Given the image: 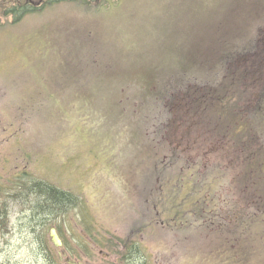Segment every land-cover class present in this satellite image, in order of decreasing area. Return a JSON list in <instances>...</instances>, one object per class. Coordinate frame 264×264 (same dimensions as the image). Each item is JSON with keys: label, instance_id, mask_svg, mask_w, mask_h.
<instances>
[{"label": "rangeland", "instance_id": "374dc122", "mask_svg": "<svg viewBox=\"0 0 264 264\" xmlns=\"http://www.w3.org/2000/svg\"><path fill=\"white\" fill-rule=\"evenodd\" d=\"M4 1L2 136L10 137L15 158L31 154L42 165L35 178L55 176L58 188H69L79 201L74 238L82 226L91 237L79 258L105 262L122 227L154 217L144 241L136 236L138 258L124 264H230L222 237L208 227L155 222L174 213L158 203L152 209L174 172L162 167L167 150L152 134L159 115L154 99L178 94L187 83L211 84L224 94L230 79L254 78L243 76V68L251 69L246 48L264 33V0H14L30 9L19 21L5 14L12 0ZM20 218L12 214L11 224L19 228ZM46 234L52 248L48 228ZM248 235L253 252L234 264H264V222ZM92 238L105 245L94 246ZM0 264L46 263L12 231L0 235Z\"/></svg>", "mask_w": 264, "mask_h": 264}, {"label": "flooded vegetation", "instance_id": "af4514ba", "mask_svg": "<svg viewBox=\"0 0 264 264\" xmlns=\"http://www.w3.org/2000/svg\"><path fill=\"white\" fill-rule=\"evenodd\" d=\"M3 2L7 1L0 0V4ZM18 2L12 0L5 12H10L15 21L23 16L18 10L24 5L16 6ZM246 50L252 54V61L248 64L251 69L243 68V76L254 78L240 82L230 79L224 94L217 93L211 84L187 83L189 86H179L178 94L155 96L159 115L152 125V134L160 135L167 150L162 167L174 172L164 179L162 188L167 194H160V201L152 206L155 210L159 204L166 214L168 208L174 213L155 222L166 225L170 220L192 225L193 229L208 227L222 237L230 264L248 257L249 248V253L253 252L248 234L253 226L264 222V33L255 35ZM6 130L0 127V235L16 231L37 261L42 258L46 264H87L79 257L87 255L84 243H91V237L82 226L80 236L74 238L78 225L73 222L71 190L64 189L69 193L64 203L49 199L47 206L41 191L49 189L55 196V176L35 178L32 174L42 165L33 161L31 154L15 158L8 147L10 137L2 136ZM52 172L54 175V169ZM145 189V194L151 193L150 188ZM145 201L150 207L149 197ZM160 211L156 210L155 216ZM12 214L21 215L19 228L11 224ZM153 222L154 217H149L127 223L122 227L123 238H114L112 253L107 251L101 263L132 262L134 253L138 258L142 241L136 236L144 241L145 229ZM52 227L62 241L59 248L64 250H56ZM47 228L52 248L47 244ZM74 241L78 242L75 247ZM92 242L96 247L105 245L102 240L92 238ZM110 257L114 263L107 262Z\"/></svg>", "mask_w": 264, "mask_h": 264}, {"label": "trees", "instance_id": "16d2710c", "mask_svg": "<svg viewBox=\"0 0 264 264\" xmlns=\"http://www.w3.org/2000/svg\"><path fill=\"white\" fill-rule=\"evenodd\" d=\"M56 1H59V0H56ZM78 1H80L81 3H84L86 0H78ZM13 9H15V11L14 12H17L16 11V8H14L13 7ZM13 9H12V11H13ZM22 9L23 10H18L19 11V15L21 14V15H23V14H25V13H28L27 11H29L30 9H28L25 5L22 7ZM52 193L50 192V190L49 189H44V190H42L41 191V197H43L42 195H44L45 196V198H46V202H47V206H48V203H49V199H55L56 200V202H57V204H62V203H64V200H65V194H69V193H66V191H64V190H62V189H60V188H57L56 189V191H55V196H53V195H51ZM72 201H73V205L74 204H77L79 201L78 200H76V198H75V196L74 195H72ZM108 248H109V251H110V253H112V245H109L108 246ZM133 259L134 260H136L137 259V254H135L134 253V255H133ZM121 264H124V263H121Z\"/></svg>", "mask_w": 264, "mask_h": 264}, {"label": "water", "instance_id": "95a60500", "mask_svg": "<svg viewBox=\"0 0 264 264\" xmlns=\"http://www.w3.org/2000/svg\"><path fill=\"white\" fill-rule=\"evenodd\" d=\"M50 234H51V237H52V241H53V243L56 245V246H61V244H62V241H61V239L59 238V236H58V234H57V232H56V230H55V228L54 227H52L51 229H50ZM69 262H71L70 260H68ZM71 263H74V262H71Z\"/></svg>", "mask_w": 264, "mask_h": 264}]
</instances>
